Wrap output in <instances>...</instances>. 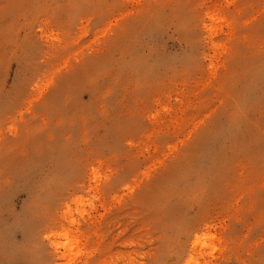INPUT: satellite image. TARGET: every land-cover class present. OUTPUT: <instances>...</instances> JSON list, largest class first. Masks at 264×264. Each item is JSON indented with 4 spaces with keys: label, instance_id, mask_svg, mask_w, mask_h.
<instances>
[{
    "label": "rangeland",
    "instance_id": "rangeland-1",
    "mask_svg": "<svg viewBox=\"0 0 264 264\" xmlns=\"http://www.w3.org/2000/svg\"><path fill=\"white\" fill-rule=\"evenodd\" d=\"M0 264H264V0H0Z\"/></svg>",
    "mask_w": 264,
    "mask_h": 264
}]
</instances>
